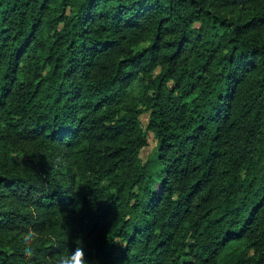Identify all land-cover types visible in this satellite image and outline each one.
I'll list each match as a JSON object with an SVG mask.
<instances>
[{
	"label": "trees",
	"instance_id": "16d2710c",
	"mask_svg": "<svg viewBox=\"0 0 264 264\" xmlns=\"http://www.w3.org/2000/svg\"><path fill=\"white\" fill-rule=\"evenodd\" d=\"M77 246L264 264V0H0V264Z\"/></svg>",
	"mask_w": 264,
	"mask_h": 264
},
{
	"label": "clouds",
	"instance_id": "9594fccd",
	"mask_svg": "<svg viewBox=\"0 0 264 264\" xmlns=\"http://www.w3.org/2000/svg\"><path fill=\"white\" fill-rule=\"evenodd\" d=\"M26 254L31 255V252ZM55 264H86L83 247L77 246L75 249H71L67 255H62Z\"/></svg>",
	"mask_w": 264,
	"mask_h": 264
},
{
	"label": "rangeland",
	"instance_id": "374dc122",
	"mask_svg": "<svg viewBox=\"0 0 264 264\" xmlns=\"http://www.w3.org/2000/svg\"><path fill=\"white\" fill-rule=\"evenodd\" d=\"M147 120H148V117L144 116L143 117V124L145 127L147 125ZM156 146H157V141L155 140L154 136L152 134H150L149 140H148V146H147V148H145L143 150L142 156L144 158H147L150 154H152V152L155 150Z\"/></svg>",
	"mask_w": 264,
	"mask_h": 264
}]
</instances>
